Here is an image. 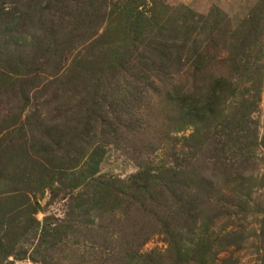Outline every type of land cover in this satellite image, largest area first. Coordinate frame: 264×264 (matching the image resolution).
I'll use <instances>...</instances> for the list:
<instances>
[{"label":"rangeland","instance_id":"obj_1","mask_svg":"<svg viewBox=\"0 0 264 264\" xmlns=\"http://www.w3.org/2000/svg\"><path fill=\"white\" fill-rule=\"evenodd\" d=\"M216 79L213 114L180 120L174 90ZM94 154L99 173L122 179L208 167L200 175L214 190L188 186L191 212L170 193L156 221L125 208L142 228L129 264H264V0H0V220H15L0 235H16L21 255L0 264H42L36 252L53 253L38 235L53 223L68 239L56 264L91 260L79 204L91 183L45 169L84 170ZM209 156H223L221 175ZM34 202L39 226L23 235L22 208ZM178 237L195 248L188 260H175Z\"/></svg>","mask_w":264,"mask_h":264},{"label":"trees","instance_id":"obj_2","mask_svg":"<svg viewBox=\"0 0 264 264\" xmlns=\"http://www.w3.org/2000/svg\"><path fill=\"white\" fill-rule=\"evenodd\" d=\"M154 43H156L154 49L157 53H161L167 48L166 44L158 43V39H155ZM178 47H183L185 49V46L182 45ZM117 65L120 68L122 62H117ZM220 82L221 79H216L208 83L203 80L197 87L194 85L192 92H179L178 90H174L175 100L178 103L177 113L179 119L183 121L187 119L203 120L206 118L207 114H213L212 109L218 101V92L220 91L218 89L222 87ZM201 104L203 105L201 106ZM115 132L116 129L113 130V133ZM133 150L134 153L137 151L134 146ZM132 156L137 160L138 153ZM100 158L101 155L98 154H94L90 158L88 157V161L84 162L87 169H80V171H68L70 167H68L67 170L64 167L65 171L60 173L62 169L61 166L56 167V171H52V168L49 167L51 172L45 169V172L47 171L46 174L58 172L57 175L59 177L62 175L64 176L66 174L65 172H68L72 175V179L86 180L90 182L92 186L90 190L84 189V191H81L79 194L81 211L83 215L87 216V218L81 220L84 232L80 234H82L83 241L88 242L91 248L95 247L98 250L88 254V256L94 254L91 260L86 257L87 255L85 252L80 254L71 253L65 260L72 261L74 264H129L130 261L133 260L130 255H135L139 249L140 240L138 238L140 237L139 232H141L142 228H134V223L131 219L132 211H126L125 209L129 208V204H138L139 209H134H136L139 214L142 216L147 214L156 221L158 213H156L155 210L160 204L162 206L164 205L166 194L170 193V196H173L175 204L178 203L181 198L184 199L185 203L182 205V211L186 209L187 212H191L195 196L191 197L186 191L188 186H194V195L200 194V191L201 194H211L214 190L213 187H211L212 181L210 179L205 180L204 178L206 175H200L201 171L206 170V168L208 169V167L201 168L200 166L199 169L186 168L173 171V168H169V170L166 171H170V173L168 174L165 172V175L140 171L128 176L126 179H122L114 175L99 173L98 166L101 162ZM144 158L149 162L148 156ZM208 159L214 163L213 165L211 164V173L214 174L216 173L215 170H220L219 175H221L222 170L225 168L223 156L216 159L209 156ZM176 167L180 168V164H177ZM46 174L39 171L35 180L44 182V175ZM15 191L19 190L15 189ZM218 193H220V190ZM183 195L186 197H183ZM33 204V206L27 204L22 208V214L27 213V218L20 222L19 225L20 228H23L21 233L23 235H25L26 232L33 231V236H35L36 229L39 226L38 220L34 218V216L33 221L30 220V215L32 216L35 214L34 210H36L35 206H37L36 202ZM79 204L77 203V206H79ZM20 208L21 205L15 207V218L22 215ZM90 211L91 216H89ZM14 221L13 218L6 222L1 219L0 228L2 225ZM129 221H131V224H127ZM56 225V223H53V227L46 228L47 230L43 228L42 233L38 235V239L40 240L39 246L44 243L46 250L53 253L44 252L41 254L36 252L42 264H56L57 259H55L53 255L58 251V247L67 245L68 239L66 233L55 235L57 233L55 230ZM49 231H51V233H49ZM15 238L17 239L16 235L9 236L5 233L0 235V258L2 256H5V258L13 255L16 258L17 256H21L19 252L14 251L15 246H18L20 243H17ZM203 240L202 238H198L196 242L198 245L197 251H199L198 249ZM79 242L80 241H77L78 244H80ZM77 243L71 242L70 246L77 245ZM83 243L84 249L86 246H84ZM173 243L175 247L174 256L177 262L188 260V256L194 252L195 248L193 244L191 248L188 246L186 247L180 237L176 238ZM119 249L128 250L131 253L125 252L122 254V250L118 252ZM21 254L23 256L25 251H23V253L21 251Z\"/></svg>","mask_w":264,"mask_h":264}]
</instances>
